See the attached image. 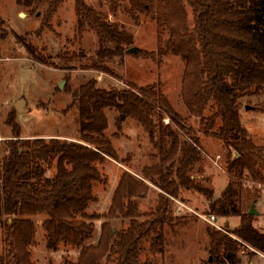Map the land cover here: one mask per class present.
<instances>
[{
  "label": "trees",
  "instance_id": "16d2710c",
  "mask_svg": "<svg viewBox=\"0 0 264 264\" xmlns=\"http://www.w3.org/2000/svg\"><path fill=\"white\" fill-rule=\"evenodd\" d=\"M63 1L16 3L32 13L44 9V21H49ZM130 2L131 13H147L160 28L168 30L166 40L159 38L158 49L145 54L159 61L173 54L184 62L183 102L190 115L204 123L205 133L227 147L228 183L216 196L213 189L192 176L203 157L200 138L192 134L185 117L172 106L161 82L103 88L97 80L89 79L72 92L68 106L76 107L79 118V133L73 140L22 138L19 124L13 118L8 120L12 136L5 140V153L0 158V226L8 249L0 254V264H34L30 247L35 242L36 217H44L48 249L56 251L62 243L80 249L76 262L66 258L63 264H100L106 257H115L116 264H150L140 260L144 241L152 240L151 249L164 254L165 228L187 220L168 214V195L178 197L182 188L205 194L209 214L238 220L236 226L228 223L225 231L207 228L209 257L203 264H244L246 252L250 257L258 251L264 253V232L255 226L256 216L249 213L261 197L251 183L264 179V146L255 144L242 123L239 100L264 95V0ZM187 5L194 15L192 25ZM75 9L78 33L92 29L99 39L96 56L102 63L95 62L91 67L106 71L105 61L123 57L134 36L85 0H75ZM6 36L3 30L0 40ZM16 36L34 59L47 63L23 37ZM63 57L67 61L74 58L69 54ZM208 107L212 111L209 116L205 115ZM256 107L264 113V101ZM109 110L134 118L145 128L157 150L158 162L142 169L143 179L124 171L107 214L100 216L88 212L96 199L93 183L103 180L97 164L107 157L119 159L106 135ZM167 116L170 122L165 124ZM117 121L121 122L120 116ZM54 161L56 167L48 175L43 163ZM173 170L174 178L170 176ZM146 180L164 193L154 212L141 214L136 199L149 190ZM119 215L130 220L129 227L113 232L109 219ZM101 217L107 220L96 242L89 243L95 237L94 221ZM246 245L254 250L249 251Z\"/></svg>",
  "mask_w": 264,
  "mask_h": 264
},
{
  "label": "rangeland",
  "instance_id": "374dc122",
  "mask_svg": "<svg viewBox=\"0 0 264 264\" xmlns=\"http://www.w3.org/2000/svg\"><path fill=\"white\" fill-rule=\"evenodd\" d=\"M88 6L102 12L109 21L115 22L134 36V43L127 47L123 57L106 60L107 70H97L91 67L93 63H102L96 56L99 49V39L96 32L86 29L78 33L75 0H64L58 11L49 21H44V9L37 13L19 6L16 0H0V34L5 30L7 36L0 40V158L5 153V140L12 136V127L8 120L13 118L21 128L22 138H52L61 137L73 140L79 133V118L76 107L68 108L73 100L72 92L89 79L97 80V85L103 88L128 87L131 84L146 86L161 82L163 92L172 106L186 119V125L192 134L200 138L202 160L198 162L191 174L196 181L206 188L213 189L219 196L228 183L229 175L226 169L227 147L211 134H206L204 123L199 117L191 116L185 106L181 91L184 74V62L179 56L169 54L160 61L146 55L158 49L159 38L166 40L167 29L159 27L158 23L147 13H131L130 0H85ZM189 23L194 22L192 8L187 5ZM15 34H14V33ZM29 43L39 57H44L47 63L34 59L25 45L17 38ZM136 47L137 51L130 49ZM64 54L74 56L67 61ZM63 57V59L61 58ZM63 84L61 88L60 85ZM19 100L25 102L21 111L16 108ZM242 108L241 121L249 131L255 144L264 146V113L256 106L264 101V95L244 96L239 99ZM249 106V109L248 107ZM208 107L205 115L211 114ZM118 110H109V128L106 135L112 141L119 156L118 160L107 157L98 163L103 180L93 183L95 201L90 203L88 212L103 216L107 214L112 203L114 191L124 171L143 179L142 169L158 162L155 149L149 133L134 118H121L118 122ZM170 118H165V124ZM220 125V121H218ZM187 137V134L182 132ZM218 163H215L216 158ZM51 175L56 167L43 163ZM264 173V172H263ZM170 176H176L174 170ZM149 190L137 198L141 214L156 210L162 190L146 180ZM251 185L261 192L256 208L260 212L254 221L264 232V179L252 182ZM164 193V192H163ZM166 194V193H165ZM168 195V194H167ZM170 199L168 214L177 218L185 217L186 222L165 228V252H154L151 249L152 240H145L140 260L150 264H203L209 257V236L207 228H215L195 213L177 212V202ZM173 197V196H172ZM191 206L196 212L209 214V202L205 194L195 189L182 188L175 197ZM144 216L139 218L143 219ZM44 217H36L35 242L30 247L34 264H63L66 258L76 262L79 248L60 244L58 250H50L46 245V231L43 228ZM107 220L101 217L95 220V237L98 239L102 223ZM113 232L129 227L130 220L119 215L109 219ZM222 226L231 223L236 226L237 219L219 217ZM249 251L254 249L246 245ZM4 233L0 226V254L7 252ZM244 264H264V253L256 252L250 257L243 254ZM100 264H116L115 257L104 258Z\"/></svg>",
  "mask_w": 264,
  "mask_h": 264
},
{
  "label": "built area",
  "instance_id": "2783aa9c",
  "mask_svg": "<svg viewBox=\"0 0 264 264\" xmlns=\"http://www.w3.org/2000/svg\"><path fill=\"white\" fill-rule=\"evenodd\" d=\"M217 160H215V163L217 164L218 159H220V156H218L216 158ZM172 199H174L177 202V212L179 214L185 213V212H190V213H195L196 215H198L199 217H201L202 219H204L206 222H208L209 224H211L213 227H215L218 230H223L225 231V226H222L219 223V217L215 214H202V213H198L196 212L191 206H189L188 204H186L185 202L176 199L175 197L170 196Z\"/></svg>",
  "mask_w": 264,
  "mask_h": 264
},
{
  "label": "water",
  "instance_id": "95a60500",
  "mask_svg": "<svg viewBox=\"0 0 264 264\" xmlns=\"http://www.w3.org/2000/svg\"><path fill=\"white\" fill-rule=\"evenodd\" d=\"M130 51H131V52H135V51H137V48H136V47H132V48L130 49ZM60 87L62 88V87H63V84H61ZM24 104H25V102H24L23 100H19V101L16 103V108H17L19 111H21V109H22V107L24 106ZM247 107H248V109H249V106H247ZM121 118H124V114H122ZM249 213H250L251 215H255V216L260 214V212L257 210L255 204H252ZM210 260H211V258H210Z\"/></svg>",
  "mask_w": 264,
  "mask_h": 264
}]
</instances>
